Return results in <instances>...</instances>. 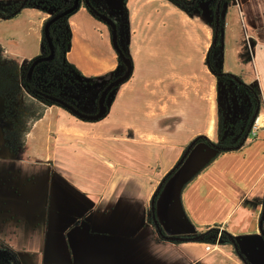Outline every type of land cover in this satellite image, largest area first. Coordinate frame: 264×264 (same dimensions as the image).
<instances>
[{
  "label": "crops",
  "instance_id": "crops-1",
  "mask_svg": "<svg viewBox=\"0 0 264 264\" xmlns=\"http://www.w3.org/2000/svg\"><path fill=\"white\" fill-rule=\"evenodd\" d=\"M214 1L94 0L131 72L101 118L49 106L17 153H0V240L20 264H264V114L237 149L198 141L216 140L220 112L235 111L216 73L264 112V0H223L213 42ZM48 16L25 7L0 19V46L30 63ZM68 25V62L102 90L121 70L109 27L83 6ZM213 226L230 236L206 249Z\"/></svg>",
  "mask_w": 264,
  "mask_h": 264
},
{
  "label": "trees",
  "instance_id": "trees-1",
  "mask_svg": "<svg viewBox=\"0 0 264 264\" xmlns=\"http://www.w3.org/2000/svg\"><path fill=\"white\" fill-rule=\"evenodd\" d=\"M21 1L22 0L0 2V19H8L14 17L17 14H14V11L19 7ZM171 1L186 10H192L197 8V3L200 0H195L193 3H191V0ZM45 2L52 5L53 9L50 12V15L43 21L42 24L40 41L41 53L40 55L32 59L31 62L33 60H36L37 58H45L50 55L51 50L48 38L46 37L45 33V25L48 20L53 18V21L48 27V36L52 44V58L40 60L34 66L31 73L28 72L30 64L28 65L27 70L20 71L17 66L18 59L16 57L10 56L0 46V96L3 101L1 119L4 122L10 124V128H3V136L5 139V145L11 153H17V151L24 146L27 135L30 132L32 126L44 115L45 110L49 106H60L56 102L50 100L47 96L54 95L61 97L66 93V87L70 84L68 83V81L65 82L66 79L62 77V72L66 71V68L69 67L73 71H76L81 77H84L80 72L76 70V68L72 64L68 62L66 58V54L70 48L71 43V32L68 25V17L80 6L85 7L86 10L98 20L100 19L96 15V11L103 12L102 9L94 4V0H77V7L74 8L71 12L66 11L74 6L75 0H27L24 8L38 7L40 10L45 11V9L48 8ZM218 2L219 0H215L212 6L214 14L216 13ZM112 19L115 21L114 17ZM123 52L128 57L127 53L124 50ZM117 58L118 67L121 68V70L119 71V73H117L116 76L113 75L111 80L119 76L124 70V64L118 54ZM40 69H42V71L44 72L43 76L39 73ZM218 74V77H230L228 74ZM41 76L43 78H41ZM243 86L248 88L247 85ZM115 88L116 87L111 90L110 94H112ZM245 132L246 129H244V131L240 134L241 136L236 142L227 144L226 149L218 150V152L233 149L237 144L240 143ZM198 141H204L207 145L210 146L216 145L215 143H212L209 140L201 137L198 138ZM217 231H220L219 227L217 226L207 228L206 232L203 233L200 237L212 240L214 242L216 240L214 234ZM220 232L221 236L219 237V240H225L230 236V234H228L224 230ZM5 247L6 248L0 249V264H20L15 253L6 245ZM2 253H5V258L1 256Z\"/></svg>",
  "mask_w": 264,
  "mask_h": 264
},
{
  "label": "rangeland",
  "instance_id": "rangeland-1",
  "mask_svg": "<svg viewBox=\"0 0 264 264\" xmlns=\"http://www.w3.org/2000/svg\"><path fill=\"white\" fill-rule=\"evenodd\" d=\"M45 4L48 6V8H46L44 12L49 13L50 15L53 6L47 2H45ZM110 17L113 18L112 16ZM29 64L30 63L22 65L17 60V66L20 71L27 70ZM39 73L42 76L44 74L42 69H40ZM42 76L41 78H43ZM62 77L65 78V82L68 81L70 85L66 87V93L63 94L61 98L67 100L70 103H73L78 109L83 112L89 114L95 113L97 111V100L101 90L97 92L94 91V89L91 87L93 82L92 79L81 77L76 71H73L69 67L66 68V71L62 72ZM217 78H219V91H221L222 94H225L228 98H232L231 108L234 110L235 107V111L229 113V117L222 111L220 112L218 137L216 140L212 141V143L216 144L213 147L218 151L226 149L227 144L236 142L241 136L240 134L244 131V129H246L247 131L252 114L255 111L257 101L254 93L250 89L239 85L237 82H235L234 79L222 76ZM109 94L107 97L111 96V94ZM2 104L3 101L0 96V153H4L7 149L3 136V128H10V124L4 122L1 119L3 109ZM91 108L92 110H90ZM214 236L217 239V237L221 236V232H215ZM1 248L6 247L4 245V242L0 240V249ZM1 256L4 258L6 257L5 253H2Z\"/></svg>",
  "mask_w": 264,
  "mask_h": 264
},
{
  "label": "water",
  "instance_id": "water-1",
  "mask_svg": "<svg viewBox=\"0 0 264 264\" xmlns=\"http://www.w3.org/2000/svg\"><path fill=\"white\" fill-rule=\"evenodd\" d=\"M27 0H22L19 7L14 11V14L20 12L25 4H26ZM195 0H191V3H193ZM222 0H219V2L217 3V7H216V13H215V32H214V38H213V42L216 41L217 38V33H218V28H219V16H220V3ZM77 7V0H75V4L72 8L68 9L66 12H71L74 8ZM65 12V13H66ZM63 13V14H65ZM96 15L99 17L100 20H102L103 22H105L106 25H108L110 27V35H111V42L112 45L114 47V49L116 50L117 54L120 56L123 64H124V70L123 72L117 76L116 78L110 80L105 86L104 88L101 90L98 100H97V111L93 114H89L86 112L81 111L80 109H78L75 105L71 104L70 102H68L67 100L58 97V96H54V95H48L47 97L52 100L53 102H56L57 104H59L60 106L64 107L65 109L69 110L71 113L75 114L76 116H78L79 118H83V119H87V120H96L98 118H101L105 113H106V99L108 94L111 92V90L118 86L120 83L124 82L128 76L130 75L131 72V62L130 59L124 54V52L122 51V49L119 46L118 43V32H117V26L115 21L107 14L100 12V11H96ZM53 21V18L48 20V22L45 25V33H46V37L48 38V42H49V46H50V50L51 53L49 56L45 57V58H37L36 60H33L30 63V66L28 68V72L31 73V71L33 70L34 66L42 59H50L52 58V44H51V40L48 36V27L50 25V23ZM216 75H219L218 73H216ZM235 80H237L236 78H234ZM238 81V80H237ZM259 112V102H257L256 108L254 113L252 114L248 129L246 131V133L244 134L242 140L240 141L239 144H237L233 149H237L239 148L244 141L246 140L247 136H248V132H249V128L251 126V123L253 121V119L256 117V115ZM197 139H194L185 149L183 155L181 156V158L178 160V162L174 165V167L166 174V177L168 175H170L184 160V158L186 157V155L188 154L189 150L191 149L192 145L195 143ZM164 177L160 183L158 184V186L156 187V190L154 192L152 201H151V210H152V216L153 219L155 221V215H154V198L158 192V190L160 189V187L162 186V183L165 181ZM263 220V215L261 218V221ZM261 227V224H260ZM166 239H176L174 237H168V236H164Z\"/></svg>",
  "mask_w": 264,
  "mask_h": 264
},
{
  "label": "built area",
  "instance_id": "built-area-1",
  "mask_svg": "<svg viewBox=\"0 0 264 264\" xmlns=\"http://www.w3.org/2000/svg\"><path fill=\"white\" fill-rule=\"evenodd\" d=\"M263 113L258 112V114L256 115V117L253 119L251 126L249 128V132L248 134L251 137H255L258 133V131L260 130V128L263 126ZM219 243V238H217L214 242H210L208 244H206V249H209L211 246H216Z\"/></svg>",
  "mask_w": 264,
  "mask_h": 264
},
{
  "label": "flooded vegetation",
  "instance_id": "flooded-vegetation-1",
  "mask_svg": "<svg viewBox=\"0 0 264 264\" xmlns=\"http://www.w3.org/2000/svg\"><path fill=\"white\" fill-rule=\"evenodd\" d=\"M220 6H221V3H220ZM101 12V11H100ZM105 14H107V13H105ZM108 15V14H107ZM214 24H215V22H214ZM236 81V80H235ZM72 104V103H71ZM74 105V104H73Z\"/></svg>",
  "mask_w": 264,
  "mask_h": 264
}]
</instances>
